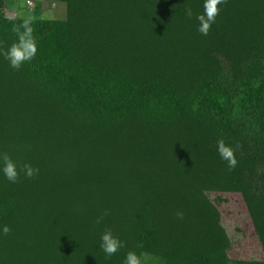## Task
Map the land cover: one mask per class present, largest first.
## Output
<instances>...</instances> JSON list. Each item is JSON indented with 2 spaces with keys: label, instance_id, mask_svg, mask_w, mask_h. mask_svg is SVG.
<instances>
[{
  "label": "trees",
  "instance_id": "16d2710c",
  "mask_svg": "<svg viewBox=\"0 0 264 264\" xmlns=\"http://www.w3.org/2000/svg\"><path fill=\"white\" fill-rule=\"evenodd\" d=\"M50 1L66 19H30L38 53L13 69L25 19L0 0V165L39 169L0 174V264H264V0H225L206 36L205 0ZM224 196L260 260L231 257Z\"/></svg>",
  "mask_w": 264,
  "mask_h": 264
},
{
  "label": "clouds",
  "instance_id": "9594fccd",
  "mask_svg": "<svg viewBox=\"0 0 264 264\" xmlns=\"http://www.w3.org/2000/svg\"><path fill=\"white\" fill-rule=\"evenodd\" d=\"M224 2L225 0H205L203 13L196 16L199 22L197 30L202 35L206 36L209 34L212 25L219 15V6ZM186 15L192 17V10L186 9ZM31 25V20L25 19L19 27L14 28L17 42L13 43L5 54V59L13 69H19L25 63L32 61L38 53L37 38ZM217 151L221 159L227 162L229 169L237 166L238 161L234 155L235 149L232 146L220 141L217 145ZM21 173L27 178H33L39 174V169L33 167L31 164H24L18 167L17 163L10 157H3L2 165H0V174L9 182L15 183ZM101 219L98 218L97 223H100ZM10 231L11 228L8 225H0V234L7 235ZM100 239V248L109 257L116 254L124 246V242L115 237L111 231H105ZM124 264H140V260L135 252L130 251L126 255Z\"/></svg>",
  "mask_w": 264,
  "mask_h": 264
},
{
  "label": "rangeland",
  "instance_id": "374dc122",
  "mask_svg": "<svg viewBox=\"0 0 264 264\" xmlns=\"http://www.w3.org/2000/svg\"><path fill=\"white\" fill-rule=\"evenodd\" d=\"M29 3V4H28ZM8 18L63 21L66 19V6L50 0H6ZM228 203L221 207L223 224L233 239L231 257L260 260L261 250L248 218L243 202L238 196H224ZM143 264H158L152 258H144Z\"/></svg>",
  "mask_w": 264,
  "mask_h": 264
},
{
  "label": "built area",
  "instance_id": "2783aa9c",
  "mask_svg": "<svg viewBox=\"0 0 264 264\" xmlns=\"http://www.w3.org/2000/svg\"><path fill=\"white\" fill-rule=\"evenodd\" d=\"M29 4V3H28Z\"/></svg>",
  "mask_w": 264,
  "mask_h": 264
}]
</instances>
